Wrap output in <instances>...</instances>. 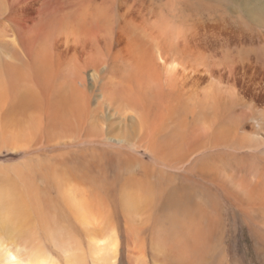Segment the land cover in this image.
Masks as SVG:
<instances>
[{
	"label": "bare ground",
	"instance_id": "6f19581e",
	"mask_svg": "<svg viewBox=\"0 0 264 264\" xmlns=\"http://www.w3.org/2000/svg\"><path fill=\"white\" fill-rule=\"evenodd\" d=\"M2 150L0 264H264V0H0Z\"/></svg>",
	"mask_w": 264,
	"mask_h": 264
},
{
	"label": "rangeland",
	"instance_id": "374dc122",
	"mask_svg": "<svg viewBox=\"0 0 264 264\" xmlns=\"http://www.w3.org/2000/svg\"><path fill=\"white\" fill-rule=\"evenodd\" d=\"M20 157L21 155L19 153H14V152H9V151L6 152L2 150L0 152V166L11 165L13 163H16L18 162ZM229 226L232 227V225L230 224ZM230 235L231 236L234 235L233 230H231ZM230 246H231V253H229V258L231 260L235 258H239L240 262H242L243 264H250L245 257V253H244L245 246H244V243L240 240V237L236 239V242L235 241L234 243L231 242Z\"/></svg>",
	"mask_w": 264,
	"mask_h": 264
}]
</instances>
